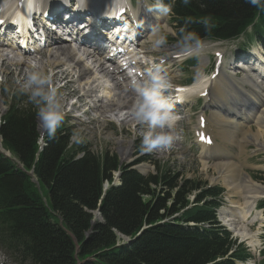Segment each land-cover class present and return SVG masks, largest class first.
<instances>
[{"label":"trees","instance_id":"16d2710c","mask_svg":"<svg viewBox=\"0 0 264 264\" xmlns=\"http://www.w3.org/2000/svg\"><path fill=\"white\" fill-rule=\"evenodd\" d=\"M177 12L185 20L180 34L187 30L199 37L229 38L256 19L254 27L264 26V10L246 0H191L187 5L180 0ZM206 17L213 25L210 31L200 23ZM17 109L6 115L1 134L4 145L29 169L38 131L34 115L21 116ZM65 149V137L55 136L35 166L53 214L30 177L0 155V246L12 255L5 264H219L216 259L229 251L232 243L219 228L187 225L214 223L209 202L161 222L186 207L187 192L198 184L185 182L172 195L177 179L164 169L158 176H143L125 168L122 184L104 195L103 182L116 169V158L107 155L102 164L87 152L73 161L65 159ZM101 197L98 221L94 210ZM119 235L129 240L120 242Z\"/></svg>","mask_w":264,"mask_h":264},{"label":"bare ground","instance_id":"6f19581e","mask_svg":"<svg viewBox=\"0 0 264 264\" xmlns=\"http://www.w3.org/2000/svg\"><path fill=\"white\" fill-rule=\"evenodd\" d=\"M78 1H86V0H78ZM107 0H97L96 2H90V0L87 2L88 6H92L89 8V10H93L95 8V16L94 18H90L89 16H82V15H73L69 23L74 26V28L77 30V33L79 35V38L82 39L84 42L88 40V36H97L102 33L100 26L97 23V20H101L102 17L106 16L107 14L102 10L105 6V2ZM119 2L122 3V5L117 9L121 10L125 5H126V0H118ZM16 5V2H14L10 7L9 11L14 10ZM100 8V9H99ZM73 9V7H72ZM98 9V11H96ZM105 9V8H104ZM137 13L146 16L149 18L150 23L147 24V26L154 25L155 23H160L162 22L165 17L166 13L158 11V12H152L148 8V3L146 0H140V5L136 9ZM98 13V14H97ZM93 16V15H91ZM257 22V19L254 21V23L250 24L248 28H253ZM162 32H171V28L169 24H164L163 28L155 30L150 36H149V41L152 38V41H154ZM151 37V38H150ZM4 41H0V59L5 62H8L10 64H16V65H26L28 67H31L32 64L26 63V59L24 58H31L36 59L39 62L37 63L39 65V68L41 70H45L46 66H49L51 68H56L61 65H67L68 69L70 71L72 69H77L80 68L82 69L83 67L80 65L82 61V57L80 56L79 58L77 57V51L71 47L70 45L66 43H62V40L60 38H56L53 42L49 43L47 50L45 51L44 56L48 58H42L41 56L38 57V55H25L23 56V62L20 64L17 62V58H2V57H7L4 54V51L6 50L3 48L5 46ZM140 48H143L142 45H140ZM158 51H165L167 55L169 56L168 61L170 64H173L175 62H180L183 59L176 58L177 54H180L179 47L170 45L165 48H160ZM14 56L19 55V51H13ZM84 54L93 59H99L96 55H94V51L86 50ZM43 57V56H42ZM47 59V62H43L44 60ZM94 61V60H93ZM31 63V62H30ZM263 64H264V57L259 54V63L253 67V69L247 70V73L244 76V81L249 82L251 85V88L255 93L252 91L249 92V104H236L235 106H232L231 103L224 102L222 100L218 101H211L212 100V93L215 90H219L224 87V85L231 83H242V79L238 78L235 76L234 73H231L229 78L227 79L228 81L226 83H220L216 78L212 79H207L206 76H203L201 72V76L199 80L195 83L194 86L185 88L186 92L191 93L192 96H198L200 93H203V91L210 86L209 88V99L207 100V103H216L217 110L215 111L217 114V120L221 125H226V124H231L230 128L231 129H240L244 122L247 120H252L255 124L259 125V128L254 131L253 129L251 130L252 133H256L253 135L255 138L254 143L258 145L261 149H264V69H263ZM243 64H237L235 67L242 66ZM101 71L107 76L108 74H112L114 79L116 80L115 86H114V97L113 98H108L107 101L103 100L105 97L103 95H98L97 97L98 102L99 100L101 103H126L125 96L121 93L122 90H124L127 87V81H121L120 78L123 76V73H112L110 72V66H103L102 64L99 66ZM203 67V66H202ZM236 69V68H235ZM69 82L71 80L69 79ZM79 86L83 89L90 88L91 86V81L90 78L87 76H80L77 80ZM243 84V83H242ZM212 85H216V89L212 90ZM120 91V92H118ZM228 107L229 111L226 113V118L223 120H219V117L221 115V112ZM238 109V110H237ZM230 113H233V115H230ZM221 128V127H220ZM222 134L220 135L221 141L217 140V135L213 138V144L212 145H207L204 144V153L205 154H211V155H219L221 153H226V155H233L231 152H229V149L231 147L238 148L237 145L229 140L228 137V131L227 130H221ZM258 132H263L262 134ZM248 131H246V134ZM234 137V141H235ZM122 140V139H121ZM120 140V141H121ZM223 142L221 145L220 143ZM239 142H237L238 144ZM220 145V146H219ZM243 147V146H242ZM241 147V148H242ZM258 147V148H259ZM126 156V154H124ZM246 156H243V159ZM127 159H130V156H127ZM238 165V164H237ZM204 169L208 168H214L218 171L219 177H222L226 183H229L227 181L228 178H235V179H241V184L239 185L238 183H229L230 186L229 188H234V187H244L246 189V197L245 198H259L262 195H264V186H261V184L257 183L255 180L252 179V177L247 174L244 170H238L234 168V164L231 162L229 159L228 162H222V163H217V164H209V162H204L203 163ZM142 170H144L145 166L140 167ZM224 182V181H223ZM225 183V182H224ZM231 192V190H230ZM232 195H237V194H232ZM98 215V214H97ZM222 219L224 222H226L231 228H233L237 233L244 237L249 239L250 243L256 244L258 243L256 238L254 237L256 234L251 233L249 230H247L244 226L243 221L247 218L248 214L244 211V208L242 204H236L230 206L228 209L223 210L222 214ZM97 217L95 216V220ZM129 240V238H128ZM127 240V241H128Z\"/></svg>","mask_w":264,"mask_h":264},{"label":"clouds","instance_id":"9594fccd","mask_svg":"<svg viewBox=\"0 0 264 264\" xmlns=\"http://www.w3.org/2000/svg\"><path fill=\"white\" fill-rule=\"evenodd\" d=\"M254 8L264 10V0H246ZM184 4H190L191 0H183ZM155 8L164 12H170L168 5L163 0H157ZM151 10V9H149ZM202 23L206 31L213 27L210 18H203ZM167 45V35L160 34L154 41V48H161ZM179 48L189 55L199 56L206 51L203 40L194 32L181 30V35L177 40ZM171 84L166 77L161 74L159 66L154 67L147 74L145 79H133L129 88L136 95V104L132 115L141 125H147L151 132L143 139V148L147 151L171 145L174 136L171 130L175 123L173 105L169 98L164 95L166 89ZM17 91L25 95L28 101L36 107V117L38 120L37 130L41 137L54 138L57 129L61 126L65 118L64 107L56 87L51 83V76L41 69H34L25 81L19 84Z\"/></svg>","mask_w":264,"mask_h":264},{"label":"rangeland","instance_id":"374dc122","mask_svg":"<svg viewBox=\"0 0 264 264\" xmlns=\"http://www.w3.org/2000/svg\"><path fill=\"white\" fill-rule=\"evenodd\" d=\"M96 1L97 0H90V2H96ZM103 8H105V6ZM7 11H9V8L7 9ZM246 41H247V38L243 37L237 41L223 42L221 45L217 46L216 49L222 50L226 55V61H228L230 53L240 52V49H244L245 47L249 46ZM251 44L253 46L259 45V43L256 41V37L253 38V41L251 42ZM212 53H213V51H212ZM42 56H41V59L46 57V55L44 56V54ZM34 57H36V56H34ZM34 57H31V60L36 62V64H37L39 61L36 60L37 58L32 59ZM2 58H9V57H2ZM46 58H48V57H46ZM211 58H212V60H211V64H210L209 68H211V65L214 61L213 54L211 55ZM24 59H26V63L32 64L29 61L30 58H24ZM205 60H206V58L204 57L201 61H205ZM17 62L19 63V60H17ZM22 62L23 61H21L20 64ZM43 62H45V64H46L47 59L44 60ZM184 65L185 64H181V65H178V66H175L172 68V74H174L176 76L175 79L178 81V83H182L183 81H185L187 79V74H186ZM61 66H64V68L61 69L62 70L61 71V73H62L61 77L69 80V76L71 74L70 69H68L67 65L63 64ZM61 66H59V67H61ZM205 66H206V63H201L199 66V71L202 72L203 69L205 68ZM24 67H28V66L10 64V63L5 62V61L3 63L2 60L0 61V73L1 72L6 73L9 70H11V72H13L11 74H10V72H8V76L4 77L3 79H0V84H2V85H0V92L3 95L2 96V102H4L5 104L9 103V95L12 94L13 92L17 93L18 92L17 88H18L19 84L22 83L23 81H25V72L27 69H24ZM209 68L206 70L208 73L211 71V69H209ZM54 69H56L55 71H57L58 67L51 68L49 66H46L44 72H47L48 70L54 71ZM64 69H66V70H64ZM252 69L253 68H250L248 70L251 71ZM191 74H192V76L197 77V75H198L197 68H195L194 70H191ZM48 75H50L52 77V74H48ZM11 77H12V79H11ZM55 78H57V79L59 78V75L57 73L55 74ZM223 78H224L223 76L216 77V79L220 83H226L228 80L225 78L223 80ZM10 79H11V81H10ZM57 84L61 85V82H57ZM230 87L231 86H229L228 88H230ZM73 88H74V86H71L64 91V97L65 98H66V94H68ZM215 91H217V90H215ZM1 93H0V98H1ZM97 97H99V96H96V98ZM103 100H105V98ZM103 100H101V101H103ZM101 101L99 100L100 103H101ZM198 101L193 102V103H198ZM211 101H218V100L212 99ZM201 102L206 103V100H202ZM226 108H228V107H226ZM197 115H198V113H196L194 116L193 127H195V125H196V118H197L196 116ZM96 117H98V116H96ZM98 118H100V117H98ZM70 124H72V126H73L74 135H75L76 140H81V139L86 140L88 143H91L93 145V147L99 151L107 149L110 152L114 151V153L122 154L124 152V149H122V146L126 145L125 141H130V139H131L129 136H126L125 134L118 135V133L114 129L110 128V124L108 122H92L90 124H86L83 126V125H80L77 121H70ZM254 128H256V127L254 126ZM251 130L252 129H250V131H248L247 134H249L250 136L253 137V135L256 133H252ZM254 131H256V130H254ZM258 133L262 134L263 132H258ZM227 135L229 137V140L231 142L235 143L238 148H240V149L244 148V144H243V141L241 139L236 138L234 141L233 136H231L229 133ZM263 136H264V133H263ZM217 137H218V135H217ZM185 139H187L188 142L191 141L193 143V141L195 140L193 132H190L188 135L186 134ZM184 142H185V140H184ZM237 142H239V143L237 144ZM182 145L184 146V143ZM252 149H253L252 146L248 145L247 154L244 155V151H243L242 156L243 155L248 156V162L252 163L255 167H246V168L248 170H250L252 176L255 179L257 178L259 181H263V183L262 182L261 183L264 185V179H263L264 178L263 177L264 176V169H263L264 164L262 163V162H264V156H263L264 152H262L260 155L254 156ZM259 149H261V148L259 147ZM261 150H264V149H261ZM152 152L153 151L145 150L144 154H148V153H152ZM229 152L232 153L233 150L230 148ZM134 158H136V156H134ZM153 158H154L153 163H149L150 167L148 168V170L155 171L156 170V164H157L155 162V160L160 159L161 162H166V166L170 167L171 170H173L174 172L178 171L182 175V177H184L186 179H190L193 181L198 180V181H201L204 183H211L213 178L217 177L220 181H217V182L214 181V182L216 184H220V186H224L227 189L225 196H226V199L230 201L229 203H231L233 201H238V198L236 197V195H232V194H236V193H234L232 190L230 192L228 185H226V183L223 182L224 179L222 177H219L220 175H219L218 171L214 168H211V167L208 169H204V167L202 165L203 160L200 159L199 157H197L196 155H194L193 153H190L187 149H185V148L178 149V151L174 154H165L163 156L161 155L160 157L154 156ZM229 158L238 160L237 156H230ZM216 161H217L216 157H213L210 160L211 163H215V164L222 163V162H216ZM125 162L127 163L129 161L126 159ZM226 162H228V161H226ZM231 162L234 164L235 169L238 168L239 171L241 169L243 170V168L241 166L237 165L234 160H231ZM211 163H209V164H211ZM140 170H142V169L140 168ZM142 171H144V170H142ZM96 213H94V215L97 217V220L98 221L101 220V216L97 215ZM253 231H256V228H254ZM254 237L256 238V235ZM119 238H120V242L128 240L127 237H124L122 235H119ZM5 260H8V259L3 257L0 254V264L2 261H5Z\"/></svg>","mask_w":264,"mask_h":264},{"label":"snow or ice","instance_id":"6c2138e0","mask_svg":"<svg viewBox=\"0 0 264 264\" xmlns=\"http://www.w3.org/2000/svg\"><path fill=\"white\" fill-rule=\"evenodd\" d=\"M178 91L184 92V91H186V89H178Z\"/></svg>","mask_w":264,"mask_h":264}]
</instances>
